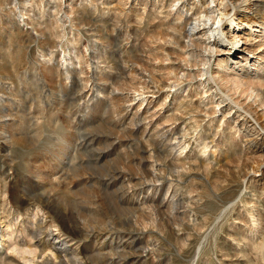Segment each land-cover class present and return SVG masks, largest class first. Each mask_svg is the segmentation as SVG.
I'll return each mask as SVG.
<instances>
[{
  "label": "rangeland",
  "instance_id": "1",
  "mask_svg": "<svg viewBox=\"0 0 264 264\" xmlns=\"http://www.w3.org/2000/svg\"><path fill=\"white\" fill-rule=\"evenodd\" d=\"M175 1L0 0V264H264V0L233 96Z\"/></svg>",
  "mask_w": 264,
  "mask_h": 264
},
{
  "label": "bare ground",
  "instance_id": "2",
  "mask_svg": "<svg viewBox=\"0 0 264 264\" xmlns=\"http://www.w3.org/2000/svg\"><path fill=\"white\" fill-rule=\"evenodd\" d=\"M196 1L200 2V0H196ZM186 3H187L186 0H177L174 3H172L171 5H173L174 11L178 12L180 16H183L184 15L183 14L184 12H183V9L181 7H184ZM253 4H254L253 3V0H208L206 2V4H204L203 9H201L199 11L197 10V12L195 13L194 16H192V17L191 16H186V15L184 16V20H186V23L188 24V27L186 26L187 28L185 29V32H186V34L189 37L190 44H193L194 46L200 47L201 50H203L204 52L203 53L201 51L199 52V53H202L201 55H202V59H203V61H202L203 66L202 67H199L198 66V68H196V69L189 68V69H187L185 71V73L183 74V76L184 75H187V76L191 77V79L193 77L198 76L197 79H196V81L199 84H203V86H206L208 84L207 83V78H210V79H212L218 85L219 88L224 87L223 89H224L225 92L224 91L223 92L227 96L228 95H231V93L229 91L235 92V94L240 93L242 91V92H244L243 93V95H244L245 94V91L244 90H246V91L248 90L249 91V90L253 89V82L251 81V79L246 78L243 75H237L235 73V69H231L232 71L230 73H227V72H225L223 70L219 71L218 68H216V69H214L215 72H213L212 66H211V62H210L211 61V58H213V56H215V54L220 53V52H226L224 54H225V57H227V58L228 57L230 58V56L227 55V52H229L231 54L233 53L234 56L237 55L236 50H233L232 51V50L226 49L225 47L222 46L221 42H222V40L225 37H227L226 39H228V40L230 39V42H228V44L229 43H238L239 41H242L243 44H245L247 42L252 43V42H255V41H258V40L262 39L261 37H258L259 35H255V36L251 37L252 36L251 33H245V35H244L245 37H243L242 36L243 34H241L240 32L237 33V31L240 28H243L245 30H247L249 28L252 31H259V32H260V30L263 29V28L259 27V25L257 26L259 28L252 29V25L248 22L249 19L243 18L242 17L243 15H241L239 13L242 8L247 7L245 10L251 9V6H253ZM193 7H194V5H193ZM170 8H172V6ZM232 9L235 10L233 13L230 12ZM227 16H229V18L226 20L228 22L225 23L224 24V27H223L224 20H225V18ZM183 25H179V27L182 28ZM169 26L170 27H174V28L176 27L175 24H171ZM225 33H227L226 36H225ZM168 34H170L171 36H175L173 32H169ZM262 43H264V42H262ZM262 43H260V44L257 45V48L258 49H251V48L249 49L247 47L246 48L245 47H241L240 50L241 51H244V49H247L248 52L249 51L250 52L251 51L253 52L255 50L262 51L264 49V48L263 49L261 48ZM237 47H238V45L235 44L234 45V48H237ZM205 51H207V52H205ZM190 53H192V51H190L189 54ZM166 56L164 55V57H166ZM195 56H197V55H195ZM199 58H200V56H199ZM215 58L216 57H214V59ZM220 59H224L225 60L224 57L223 58H220ZM195 61H198V60L195 59ZM219 62H218L217 65L220 66L221 69L222 68H229V65H228V67H225V66H222V64L219 63ZM198 63L199 62H197V64ZM204 64H206V65H204ZM200 65H201V63H200ZM230 66H231V64H230ZM179 72H181V71H179ZM149 78H150V76H149ZM252 79H253V77H252ZM180 80H182V79H180ZM153 82L154 81L152 80V83ZM243 85H246V87H244ZM172 86H174V85H172ZM210 87L211 86H209L208 89H210ZM204 90L206 91L207 89H204ZM254 91L255 90H253V92ZM210 94L212 96L217 95L216 92H214V93L212 92ZM248 94H251L252 95V93H248ZM231 96H233V95H231ZM239 96L234 99V101L236 103H241V99L239 98ZM223 101H225V96L219 95V97L217 98V103L216 104L219 106V104L221 102H223ZM245 101H244V103H245ZM260 101H261V103L263 105L264 104V101L262 99ZM247 105H248V103H247ZM247 108H248V106H247ZM248 111H250V110H248Z\"/></svg>",
  "mask_w": 264,
  "mask_h": 264
}]
</instances>
